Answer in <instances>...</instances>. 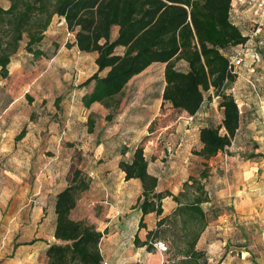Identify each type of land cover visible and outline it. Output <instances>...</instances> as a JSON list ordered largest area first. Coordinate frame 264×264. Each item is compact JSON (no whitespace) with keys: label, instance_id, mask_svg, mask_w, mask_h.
Wrapping results in <instances>:
<instances>
[{"label":"trees","instance_id":"obj_1","mask_svg":"<svg viewBox=\"0 0 264 264\" xmlns=\"http://www.w3.org/2000/svg\"><path fill=\"white\" fill-rule=\"evenodd\" d=\"M0 81L9 77L12 57L24 40V50L39 59L45 54L36 48L54 17L62 19L74 41L66 44L79 53L93 54L97 71L79 87L92 91L81 98L86 109L94 103L116 111L129 81L152 64H163L162 103L188 116L198 113L213 98L218 101L222 120L199 130V150L192 154L204 160L230 147L241 116L228 92L236 81L229 70L226 54L243 45L247 38L230 20L232 0H0ZM116 35L113 37V31ZM183 62L185 70L176 64ZM103 75H100L102 74ZM57 98L55 103H58ZM111 120V115L106 116ZM88 118L87 126L93 128ZM25 135V129L15 138ZM128 152L122 147L120 155ZM118 168L125 181L138 180L141 193L136 199L145 229L144 217L153 213L155 228L145 240L134 237L135 247L155 253V244L165 241L167 259L163 264H208L197 243L208 226V213L202 205L212 203L205 183L210 170L205 167L198 177H189L176 196L157 191L158 178L148 173L144 148L137 146L129 161L120 160ZM67 186L55 196L54 238L46 250V264H102L99 243L102 234L86 221H74L70 214L80 196L89 190L91 178L78 167L71 168ZM171 197L177 204L168 216H162V201ZM215 213V212H214Z\"/></svg>","mask_w":264,"mask_h":264},{"label":"rangeland","instance_id":"obj_2","mask_svg":"<svg viewBox=\"0 0 264 264\" xmlns=\"http://www.w3.org/2000/svg\"><path fill=\"white\" fill-rule=\"evenodd\" d=\"M0 6L6 8L8 3L0 2ZM249 24L247 19L245 26L252 33L254 28ZM115 35L114 30L112 36ZM72 37L65 24L55 17L45 32V39L36 46L45 55L39 59L33 58L24 50L26 40L22 41L19 51L12 57L16 63L21 62L22 68L14 71L10 65L11 74L0 81V208H11L10 213L1 211L3 220L15 215L13 208H39L42 203L46 204L45 208L52 207L54 184L58 185L59 182L46 181L48 172L59 173L60 179L66 181L70 169L78 167L96 177L103 164L114 162L123 142L135 145L145 129L149 135L139 145L144 148L148 163L158 161L162 164L164 176L187 166L188 173L198 177L202 168V163L191 153L199 147L195 134L190 131L186 137H181L176 131L183 113L162 103L164 65L152 64L142 75L133 79L119 97L120 106L116 111L105 109L100 104L86 109L81 98L92 90L79 86L96 72L95 56L68 48L66 44H71ZM250 44L264 62V33L253 37ZM247 60L243 68H249ZM176 68L183 71L186 65L178 62ZM7 94H12L17 100L16 107L11 111H5L9 102ZM26 95L28 99L24 100L27 105H20L19 100ZM57 98L59 102L55 103ZM159 101L161 105L157 115ZM29 111L32 113L25 127L32 136V158L25 156L29 152L21 142H18L20 147H12L13 142L17 143L14 136L20 132L23 127L21 123ZM214 113V123L217 124L218 114L216 111ZM108 114L111 115L109 121L106 120ZM154 115L156 119L150 126ZM90 117L94 124L92 131L87 126ZM130 153L123 160L127 161ZM225 153L229 157L234 151L227 149ZM214 162L210 167L211 178L205 183L212 194V203L202 205L208 213L209 223L197 243V249L206 254L208 264H220L225 256L230 255L242 259V253L255 258L264 253L262 227L249 225L248 228L236 223L224 228L217 223L223 215V208L215 200L212 190L214 177L223 171L225 161ZM41 186V193H37ZM40 194L48 195L42 197ZM135 204L133 195L121 202H117L116 197L107 196L99 203H88L90 208H114L117 205L136 208ZM165 208L168 206L165 205ZM4 227L0 228V239L12 229L7 223H4ZM22 233L24 239L29 238L30 232H24V227L19 226L10 246ZM141 238L144 239V235ZM163 243L166 248L169 247L167 242ZM166 252L155 250L163 263L167 259ZM250 263L258 264L254 260Z\"/></svg>","mask_w":264,"mask_h":264},{"label":"crops","instance_id":"obj_3","mask_svg":"<svg viewBox=\"0 0 264 264\" xmlns=\"http://www.w3.org/2000/svg\"><path fill=\"white\" fill-rule=\"evenodd\" d=\"M230 15L237 25L240 23L245 24L247 19L248 21L250 20L249 14L238 6L232 9ZM59 20L64 23L62 19ZM73 41L74 38L72 37L70 43ZM20 63L12 60L10 64L11 68L14 71H18V68H22V64ZM145 71L134 76L129 83ZM9 74H11V71H9ZM233 86L239 101L237 106L241 116L240 127L230 147L227 148L234 151V153L228 157L225 151L219 152L209 160L192 155L202 163L200 171L205 165L210 170L212 164L216 163L214 162L215 160L217 162L220 160L225 161L223 171H220L214 177L215 186L214 190H212L215 200L223 208V215L218 219L217 223L222 224L224 228L229 224L236 223L247 225L248 228L249 225L253 228L262 227V239L264 241V62L262 61L253 68L245 67L240 69ZM89 87L92 90L93 83ZM24 97L19 100L20 105H27L24 99H28V96ZM7 98L9 102L5 111H11V109L16 107L17 100L12 94H7ZM95 104L98 103H94L93 105ZM160 105L161 102L159 101L157 115H159L158 110ZM215 111L218 114L217 124H219L222 120V113L218 109V101L215 98L211 102H205L200 111L194 116H188L186 113L181 112L184 117L180 118V121L177 123L178 128L176 131H178L181 137H186L187 133L192 131L198 140L201 128L216 125L214 123ZM31 113L32 111H29L25 114V118L21 123L23 127L20 132L31 117ZM155 119L156 115L150 120V126L151 122ZM20 132L15 134L14 139ZM148 135L145 129L138 136L139 140L135 145L123 142L121 146L128 149V152L124 156L120 155L122 148L120 147L114 162L103 164L96 177L88 174L91 178L90 188L80 196L76 208L70 214L72 220L86 221L88 224L95 226L96 230L102 234L99 250L102 260L108 264H163V259H160L157 253H147L145 248L135 247L134 245L135 236L144 241L145 238L142 239V235L145 237L148 231L155 228L158 218L153 213L144 217L146 228L139 230L138 225L141 219L139 208H124L122 205L121 207L117 205L114 208H90V205H88L90 202L91 204L99 203L100 200L107 196L116 197L117 202L123 201L130 195H133L134 199L139 197L141 193L139 181H125V175L119 170L118 163L120 160L128 157L130 152L132 154L133 150ZM31 137L30 131L26 126L24 137L16 141V144L13 142L12 147H20L18 142H21L29 152V155L25 154V156L32 158L34 146L30 143ZM200 148L201 145L199 143L198 149L194 150H199ZM221 154H223V157H220ZM130 158L131 156H129L127 161ZM161 165L158 161L148 163V173L158 178V192L169 191L172 195L176 196L182 191V185L191 176L188 173L187 166L184 169L164 176ZM209 174V178H211V171ZM48 176L49 178L46 181L59 182L58 185L54 184L55 192L52 197L55 200L57 193L67 186V179L66 181L61 180L59 173L55 174L53 171L48 172ZM41 190L42 186L37 190V193H41ZM40 195L47 197L48 194ZM210 195L212 196L211 193ZM165 205L168 208H165ZM176 206L177 204L172 201L171 197L165 198L162 201V216L170 215ZM45 207L46 204L42 203L39 208H13V214L15 215H9L5 220L2 219L1 211L7 210L10 213L11 208H0V228L4 227V223H7L10 229L12 228L7 236L0 239V264L47 263L46 250L50 245L58 244V242L54 238L56 221L54 203L51 208ZM19 226L24 227V232H30V236L28 239H24L25 235L22 233L15 244L10 246L12 237L17 234ZM241 255L242 259L235 258L233 255L225 256L220 264H252L250 263L252 260L258 264H264V253H260L255 258H252L247 253H242Z\"/></svg>","mask_w":264,"mask_h":264},{"label":"built area","instance_id":"obj_4","mask_svg":"<svg viewBox=\"0 0 264 264\" xmlns=\"http://www.w3.org/2000/svg\"><path fill=\"white\" fill-rule=\"evenodd\" d=\"M238 6L241 10L245 11L250 16L251 27L254 30L249 32L245 26V24H236L234 20H232L230 15V20L241 32V34L247 38V41L240 46L235 47L233 50L229 51L226 54V58L228 60L229 70L238 75L240 69L245 66L246 60L248 61L249 67L253 68L262 62V56L258 54L253 46H251V41L253 37L264 33V0H233L231 5V11ZM228 92L233 96L236 104L238 105V98L236 97L235 88L231 86ZM155 248L160 253L166 252V246L162 242H158L155 244ZM102 264H108L105 261H102Z\"/></svg>","mask_w":264,"mask_h":264}]
</instances>
